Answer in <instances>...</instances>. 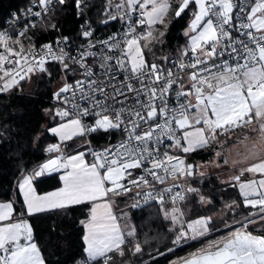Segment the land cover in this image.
<instances>
[{
  "label": "snow or ice",
  "instance_id": "6c2138e0",
  "mask_svg": "<svg viewBox=\"0 0 264 264\" xmlns=\"http://www.w3.org/2000/svg\"><path fill=\"white\" fill-rule=\"evenodd\" d=\"M67 2L33 0L23 20L13 13L12 29L0 31V93L22 90L21 82L31 83L37 74L50 77L47 65L59 64L62 79L53 99L60 106L46 110L59 123L45 130L60 143L49 144L45 151L61 153V145L72 149L66 141L101 132L109 141L112 133L119 139L100 150L91 148L89 140L91 162L76 149L67 156L50 155L21 174V217H14V202L0 203V264H47L23 218L25 211L32 216L87 207L80 220L76 264H131L129 252L143 253L137 228L119 209L127 200L134 201L132 208H140L141 201L159 205L174 234L173 245L208 236L215 226L211 216L185 218L190 198L201 205L213 202L192 186V178L205 172L186 158L214 145L223 147L234 134L242 142L251 141L243 160L233 162L241 167L231 178L249 211L236 221L239 227L229 226L227 235L172 264H264V235L250 230L256 224L264 229V0H121L115 5L108 0L101 22L127 19L122 33L93 40L94 30L85 22L81 34L87 44L81 43L75 55L65 47L67 37L37 47L32 33L38 21L32 18H39L45 30L56 31L53 17ZM74 3L78 16L91 6L85 0ZM113 6L116 13L107 11ZM186 11L192 15L184 31L186 44L166 67L149 61L148 53L155 55L154 46L164 42L172 13L180 18ZM136 13L139 18L134 20ZM166 141L172 151L161 152ZM60 170L62 187L38 194L34 180ZM245 174L251 178L242 180ZM227 207L235 220L240 204L234 201Z\"/></svg>",
  "mask_w": 264,
  "mask_h": 264
},
{
  "label": "trees",
  "instance_id": "16d2710c",
  "mask_svg": "<svg viewBox=\"0 0 264 264\" xmlns=\"http://www.w3.org/2000/svg\"><path fill=\"white\" fill-rule=\"evenodd\" d=\"M33 0H0V31L11 30L8 22L13 13H20L27 9ZM108 0H91L89 7L90 20L100 26L105 18V5ZM113 5L118 4V0H112ZM175 4V0H173ZM113 13L117 9L113 6L107 9ZM45 21L48 17L43 18ZM192 19L190 11H186L180 18H175L172 13V20L168 25L166 37L163 44H156L152 53H148L149 61L156 60L161 66H165L169 60L177 56L178 50L186 44L187 38L184 31L187 29L189 21ZM53 20L57 22V29L68 38L72 46H78L83 43L82 16H78L74 0H68L63 6L62 11H57ZM105 25V35L116 32L122 21L119 16L116 20L109 19ZM37 47L41 44L54 41L56 37L52 29L45 30L38 20V27L33 30ZM28 41L25 40L27 45ZM168 57L165 61L162 57ZM47 73L33 76L32 82L22 81L23 89H13L9 93H0V203H15L14 217L20 216V205L22 204L17 181L22 173H30L32 169L45 162L49 156L45 155V149L49 144L58 142V140L48 133L47 126H55L59 123L57 117L53 121L52 116L46 113V110L55 111V107L60 105L53 99V92L61 84V76L57 66L50 65ZM43 79L40 80L39 76ZM39 137V139H37ZM113 138V134H112ZM108 140V134L100 133L94 135V142L101 146ZM66 144L72 145V149L64 148V153L74 151L81 139H74ZM216 146L212 149L200 150L191 153L186 160L189 163L200 166L207 164L213 158ZM197 177V176H196ZM193 178V187L200 189V192L211 199L212 204L201 205L196 198H190L184 207L186 219H196L200 216H211L215 226L205 238L188 244L173 245L171 243L174 234L168 231V222L162 219L158 209L159 207H148L139 211H125L130 223L134 225L139 233V242L142 244L143 253L132 256L128 253L127 259L131 264H172V261H178L180 258H186L190 253L204 247L212 240L220 239L232 230L229 226H238L236 221L242 220L249 211L243 208L242 198L236 187L232 184H224L216 176H207L204 179ZM34 187L37 193L43 194L60 187L59 174L52 176H43L34 180ZM240 204L235 211V220L232 219L233 211L227 208L228 204L233 202ZM223 214L218 219L217 215ZM87 215L86 206L71 207L67 210H59L40 214L31 217L28 222L33 229L34 241L42 249V254L47 259V264H76L79 259L80 245L82 243V226L80 220ZM250 230L254 234L264 235V229L258 224L250 225ZM147 240V243H145ZM169 249H172L169 251Z\"/></svg>",
  "mask_w": 264,
  "mask_h": 264
},
{
  "label": "built area",
  "instance_id": "2783aa9c",
  "mask_svg": "<svg viewBox=\"0 0 264 264\" xmlns=\"http://www.w3.org/2000/svg\"><path fill=\"white\" fill-rule=\"evenodd\" d=\"M85 2L87 3V4H89V5H91V0H85ZM121 2V0H118V3H120ZM31 6V5H30ZM35 10H39L38 8L37 9H35ZM88 11H89V7H87V8H85L84 9V13H83V16H82V19H83V24H85V22H87L86 23V26H90L93 30H94V36H93V40H96V39H107L109 36H112L113 34H115V33H122V31L125 29V28H127V26H128V24H129V21L127 20V19H125V20H123L122 21V25H121V27L118 29V30H116V32H113V33H111V34H107V35H105V25L104 24H102V25H100V26H97L96 24H94L91 20H90V18H89V14H88ZM13 15V14H12ZM12 15H11V18H12ZM139 18V14L138 13H136L135 15H134V17H133V19L135 20V19H138ZM20 19L21 20H23L24 19V16H23V12H21V14H20ZM32 19H36L37 21L39 20V18H32ZM8 24H9V22H8ZM11 27H12V25H10ZM56 35V37L54 38V41H52V42H48V43H52L53 45H55V41L57 40V38H62V37H65V36H63L61 33H60V30L58 29V30H56V31H54V30H52ZM69 42V41H68ZM83 44H87V41L84 39V37H83ZM81 45V44H80ZM80 45H78V46H72V44L69 42L68 43V45H66L65 47L67 48V50H69L70 52H71V54L72 55H75L76 54V49H78L79 47H80ZM99 47H100V45H97V49H99ZM97 49H94V51L95 50H97ZM171 61L172 60H169L168 61V63L165 65V67L168 65V64H170L171 63ZM50 65H55V66H57V68H58V70H59V73H60V76L62 77V73H61V71H60V66H59V64H56V63H49L48 65H47V67H48V69H49V66ZM62 79V78H61ZM69 80H70V82H71V80H72V78H71V76H69ZM89 120L91 119V118H88ZM87 122V121H86ZM102 133V132H101ZM113 134V138H111V141H109V139L107 140V141H105L103 144H101V146H98L95 142H94V135L95 134H93L91 137H84V138H80L81 139V143H80V145L76 148V149H78L79 151H84L85 152V154H86V157H87V160H88V162H91L92 161V159H93V157L91 156V154L89 153V144H88V141L90 140L91 141V148H94V149H97V150H100V149H102L105 145H107L109 142H111V143H116L117 142V140L119 139V136H118V134H116V133H112ZM55 143H60V142H55ZM171 142L170 141H166V143H165V145L161 148V152H163L164 150H168V151H172L170 148H168V145L170 144ZM53 144V143H52ZM76 149H74V150H76ZM73 152H75V151H73ZM181 157H184L185 155H184V153H182V152H179L178 153ZM45 155L46 156H50L51 155V157L52 158H55V157H57V156H59V155H64V156H67V153H64L63 151L61 152V153H51V154H49V153H47L46 151H45ZM186 162L187 163H189L187 160H186ZM134 201H132V200H127V201H123V202H121L120 204H119V209H123V211L125 212V211H139V210H141V209H144V208H148V207H159V205H156L154 202H150L148 205H145V204H143V201H141V207L140 208H132V207H130V205L133 203Z\"/></svg>",
  "mask_w": 264,
  "mask_h": 264
},
{
  "label": "crops",
  "instance_id": "0c3cea01",
  "mask_svg": "<svg viewBox=\"0 0 264 264\" xmlns=\"http://www.w3.org/2000/svg\"><path fill=\"white\" fill-rule=\"evenodd\" d=\"M51 134V133H50ZM52 135V134H51ZM53 136V135H52ZM54 137V136H53ZM57 140H58V142H60L59 141V139L57 138V137H55ZM80 137H75L74 139H79ZM73 139V140H74ZM223 139V138H222ZM66 142H68V141H66ZM214 146H216V147H221V146H219V145H214ZM224 147H225V151H226V153H227V157L228 156H230V154H231V156H234V157H236V159H240V160H243V158H244V156L247 154V152H248V149L251 147V141H245V142H242V137L240 138V139H237L236 138V134H234L233 135V138L231 139V140H228L227 141V143H225L224 145H223ZM71 154H75V152H73V151H71L70 152ZM216 153V151H214V154ZM69 153H67V155H68ZM185 155V154H184ZM189 155V154H188ZM86 160H87V157H86ZM87 162H88V160H87ZM240 167H241V165L239 164V165H237V166H232V167H226L225 168V171H224V177L226 178V180L225 181H227L226 182V184H232V186L235 184V182L234 181H232V176L233 175H238L239 174V169H240ZM59 179H60V176L63 174V170H60L59 171ZM44 176H46V174L44 175ZM43 177V176H42ZM251 178V176L250 175H248V174H245V176L244 177H241V179L242 180H246V179H250ZM33 186H34V183H33ZM60 187H62V183H61V181H60ZM233 187H236V189H239V186L238 185H235V186H233ZM36 189V188H35ZM56 190V189H55ZM55 190H52V191H55ZM238 191V190H237ZM18 192H19V189H18ZM39 194V193H38ZM43 194H45V193H43ZM43 194H40V195H43ZM20 198H21V201H22V197L20 196ZM23 202V201H22ZM80 206H83V205H80ZM72 207H76V206H72ZM71 208V207H70ZM57 211H59V210H57ZM46 213H49V212H46ZM54 213V212H53ZM40 214H45V213H37V214H34V215H32V216H28L27 215V213H26V211L24 212V215H23V218L24 219H26L27 221L31 218V217H34V216H37V215H40ZM21 217V215L20 216H17V217H15V218H20Z\"/></svg>",
  "mask_w": 264,
  "mask_h": 264
},
{
  "label": "rangeland",
  "instance_id": "374dc122",
  "mask_svg": "<svg viewBox=\"0 0 264 264\" xmlns=\"http://www.w3.org/2000/svg\"><path fill=\"white\" fill-rule=\"evenodd\" d=\"M157 27H162V26H157ZM216 151H220L222 153V155L220 157H216V155H214L213 158L211 159V161L209 163L198 166V168H199L200 171H204L205 172V175L203 177L197 175L196 179H201V178L204 179L207 176H216V177H218V180L221 183L226 184L227 181H225L226 178L223 175L224 174V171H225V168L226 167L237 166V165H239V163H237V164L234 165L233 162L234 161H241V160L240 159H236V157L231 156V154H230V156L227 157V153L225 151V147L224 146L223 147H220V148L217 147V150ZM225 159L228 160V163L227 164L224 163ZM217 165H219V166H217ZM237 190H238V193H239V189H237ZM222 216H223V214H221V215L218 214L217 215L218 219L221 218ZM239 226L240 225H238L236 227H239ZM203 238H205V237H199V238H197L195 240H191L190 239V240L184 242L183 244L197 242V241H199V240H201ZM206 245H203V246L205 247Z\"/></svg>",
  "mask_w": 264,
  "mask_h": 264
},
{
  "label": "water",
  "instance_id": "95a60500",
  "mask_svg": "<svg viewBox=\"0 0 264 264\" xmlns=\"http://www.w3.org/2000/svg\"><path fill=\"white\" fill-rule=\"evenodd\" d=\"M59 172H52L51 174H46V176H52V174H58ZM193 179V178H192Z\"/></svg>",
  "mask_w": 264,
  "mask_h": 264
}]
</instances>
